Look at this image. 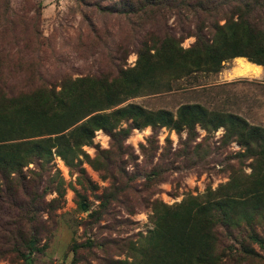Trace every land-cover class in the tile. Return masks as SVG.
I'll return each mask as SVG.
<instances>
[{"label":"rangeland","instance_id":"1","mask_svg":"<svg viewBox=\"0 0 264 264\" xmlns=\"http://www.w3.org/2000/svg\"><path fill=\"white\" fill-rule=\"evenodd\" d=\"M89 1L8 0L6 8V0H0V32H5L0 53L7 59L0 68V87L17 93L32 84L51 87L66 75L115 76L134 65L143 42L171 36L189 47L197 27L210 36L208 26L224 23L230 9L227 0H202L205 9L196 7L195 0H188L189 6L173 1L143 19L138 14L101 12ZM240 58L245 66L235 76L238 58H231L217 73L196 72L175 80L169 91L123 104L175 113L181 104L199 103L264 127V66L261 71V66ZM126 126L122 122L115 130ZM188 132L133 128L119 145L117 138L97 130L91 144L82 146L97 167L84 156L69 167L54 153L48 165L34 159L21 174H11L0 199V264H71L75 258V264H106L110 258H124L115 243L135 239L153 227V201L171 205L187 194L202 195L226 182L231 166L237 167L231 156L241 147L223 141V128L206 132L196 125L195 134ZM151 137L156 149L148 142ZM243 170L248 173L250 168ZM257 227L264 232V223ZM31 230L37 245L45 244L43 250L21 245L19 235ZM220 231L225 264H264V249L249 242L257 254L245 251L247 230L239 228L234 237ZM73 244H83L76 254Z\"/></svg>","mask_w":264,"mask_h":264},{"label":"trees","instance_id":"2","mask_svg":"<svg viewBox=\"0 0 264 264\" xmlns=\"http://www.w3.org/2000/svg\"><path fill=\"white\" fill-rule=\"evenodd\" d=\"M115 1L88 3L101 12L138 14L143 19L173 1L176 5H190L188 0ZM227 2L230 9L224 16L226 21L210 24V36L199 26L193 33L194 42L186 48L175 37L152 38L150 43L141 44L134 65L119 69L115 76L66 75L51 87L31 83L30 88L17 93L1 86L0 199L9 176L21 174L22 168L34 159L48 165L55 153L70 167L75 159L84 156L97 167L82 150L83 145L91 144L97 130L117 138L120 145L133 128L149 126L153 133L162 127L176 133L186 129L192 134L196 125L206 132L223 128V141H235L241 147L231 156L237 167L231 166L228 180L215 189L209 187L202 195L187 194L171 205L153 201L149 216L153 227L135 239L117 241V254L125 257L110 258L106 264H225L220 228L232 237L239 228L247 230L244 247L249 254H257L249 242L264 249V232L257 227L264 223V127L199 103L181 104L175 113L136 103L123 104L140 95L169 91L175 80L196 72L217 73L231 58L242 57L264 66V0ZM194 5L206 8L202 0H195ZM4 33L0 32V42ZM1 48L2 44L0 52ZM6 61V54L0 53V68ZM122 122L127 126L116 131ZM148 142L152 149L158 147L155 138ZM244 166L250 168L248 173ZM19 239L30 251L43 250L45 245H37L34 231L20 234ZM80 246L83 244L72 245L74 254ZM15 251L27 260L22 250ZM75 263L76 258L71 264Z\"/></svg>","mask_w":264,"mask_h":264},{"label":"bare ground","instance_id":"3","mask_svg":"<svg viewBox=\"0 0 264 264\" xmlns=\"http://www.w3.org/2000/svg\"><path fill=\"white\" fill-rule=\"evenodd\" d=\"M237 61H238V67L232 72L233 76L238 74V72H241L244 69V66H245L244 59L238 58Z\"/></svg>","mask_w":264,"mask_h":264}]
</instances>
